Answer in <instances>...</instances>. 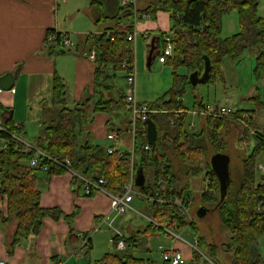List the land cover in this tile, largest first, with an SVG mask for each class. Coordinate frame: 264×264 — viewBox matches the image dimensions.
Masks as SVG:
<instances>
[{
    "label": "trees",
    "instance_id": "1",
    "mask_svg": "<svg viewBox=\"0 0 264 264\" xmlns=\"http://www.w3.org/2000/svg\"><path fill=\"white\" fill-rule=\"evenodd\" d=\"M91 5L100 8L102 22L112 24L105 31L88 38V42L96 49L98 66L95 71L94 94L85 100L71 103L65 82L56 74L51 104L47 101L41 103L43 114L36 146L49 156L60 160L69 159L72 169L82 176L94 180L105 178L107 191L111 194L122 193L142 168L145 184L137 186L135 199L147 202V196L163 195L164 203L147 202L152 212L151 218L167 227L176 225L179 228L194 229L199 241L198 248L210 244L201 235L195 219L186 217L174 201L183 199L189 190V183L183 180V172L194 176L202 173L210 181L201 195L202 206L207 207L209 212L218 211L230 232L229 241L222 248L232 253L231 264H264L259 246V240L264 235V175L259 176L257 172L258 158L264 155V131L256 129L250 135L255 137L254 147L241 159L239 166H233L231 154L226 151L228 142L224 135L228 133L231 124H240L238 119L244 112L235 111L230 118L200 115V130L196 132L188 126L189 114L181 101L186 87L194 86L196 78L199 84L223 81L225 60H235L246 50L255 54L254 72L261 79L264 73V16L259 14V0H158L156 4L140 10L145 13L162 10L170 14L175 50L174 55L165 62L174 69L173 85L159 100L148 104L152 109L149 119L157 127L156 144L146 150L145 146L149 143L147 131L138 124L133 166L130 158H120L117 154L109 153L101 144L94 143L91 133L86 129L95 113L105 111L112 121L118 114L125 118L130 116L124 124L131 130V110L127 95L125 89L116 83L119 73L124 72L122 77H127L128 70L122 68L123 62L134 58L132 42L128 39V31L132 26L118 23L119 20L131 18L133 8L122 6L121 0H91ZM235 10L239 13L240 31L225 37L223 18ZM53 32L49 30L48 34ZM50 42L52 52L65 49L61 33H57L55 40ZM208 61L209 72L207 78L203 79ZM180 68L186 72L179 73ZM114 91L118 93V99L114 97ZM195 103L197 109L205 106L197 98ZM257 104L258 107H264V96L263 100L260 95L257 96ZM177 111L182 112L172 123ZM24 137L13 122L0 126V194L8 202L7 215L0 212V225L5 230L6 247L10 255H13L23 239L35 237L41 232L46 218L59 220L64 216L70 224L71 236L74 234L75 214L64 215L58 207H43L38 185L37 173L43 171L44 166H47L44 172L48 177L65 173V168L47 159L38 168H31L29 161L34 153L24 150ZM219 152L231 157L228 190L223 200L219 179L210 162L212 155ZM147 168L153 170L152 182L147 181ZM75 178L83 185L80 177ZM102 219L97 217V224ZM147 222L145 229L133 235L114 233V250L107 252L95 264H168L163 257L161 263H158L147 244L153 235L164 234V230L149 219ZM12 225L15 227L10 230ZM143 237L146 239V248L143 247ZM120 240L125 243L122 250L118 248ZM87 243L86 254L92 247L91 238ZM211 246L216 254V246ZM143 248L148 250V257L138 255L144 251ZM211 261L199 250H194L189 264L215 263Z\"/></svg>",
    "mask_w": 264,
    "mask_h": 264
},
{
    "label": "crops",
    "instance_id": "2",
    "mask_svg": "<svg viewBox=\"0 0 264 264\" xmlns=\"http://www.w3.org/2000/svg\"><path fill=\"white\" fill-rule=\"evenodd\" d=\"M61 2L68 4L69 0H0V77L8 72H14L20 66L14 87L8 90L0 88V126L7 122H13L24 134V141L34 144H36L43 114L41 103L47 101L51 104L56 74L65 82L71 103L85 100L94 94L95 71L98 66L96 59L93 60L89 57L91 50L95 48L91 42H88V38L90 35L99 34L112 26V24L101 21L100 8L91 5V0H89L90 21L98 29L91 33H82L81 39L73 41L68 18L72 19L77 14L70 9H63ZM144 3L140 8L136 0L137 9L140 14L146 15L145 18L135 23L132 16L129 19L119 20L118 23L132 26L128 34L136 30L139 34H147L148 37L154 36L158 40L155 50H158L160 42H163L162 34L171 31L170 14L162 10H158L156 13L140 12L157 2L148 6H145ZM49 30H54V32L49 35ZM57 33L62 34L63 44L64 38L67 37L71 39L74 46L70 47L64 44L63 51L52 52L50 41L55 40ZM246 52L247 50L235 60L229 62L225 60L223 70L225 78L214 84L216 98H218L215 99L216 101H206L200 94L196 98L203 105H224L233 107L235 111H249L253 116L251 122L258 128L257 120L259 119L261 126L258 129L264 131V107L251 106L257 104V91L259 92L261 87L264 94V73L259 80L261 87L252 86L243 92L238 86L239 62ZM133 53L135 59V52ZM107 69L109 70V68ZM119 74L124 76L125 73ZM124 79L126 80V78ZM116 84L118 85V81ZM124 89L127 94L129 90L127 81ZM113 95L118 99L116 91L113 92ZM181 101L187 108L186 112L189 114L190 121L193 117L191 112L197 109L195 108L196 103L194 102V106L189 108L182 98ZM234 101H239L240 104L250 101V104L237 108L233 105ZM128 119L130 116L125 118L124 115L118 114L112 121L108 113L98 111L86 129L91 133L94 143L103 144L108 141L119 149L129 151L133 146V138L130 130L124 124ZM197 119L198 127L199 116ZM119 127L122 130L119 131L115 141L108 140L109 131ZM258 166L264 169L262 163H259ZM37 174L41 190V205L46 208L58 207L64 215L75 214L74 234L71 236L70 224L64 219V216L59 220L46 218L41 232L35 237L23 239L13 255H10L6 247V233L0 225V259L5 264H65L67 260V262L73 260L74 256L86 255L83 251L86 246L85 240L91 238L90 244L92 245V234L96 232L95 227L102 223L97 224L96 218L113 217L116 214L112 210L109 193L94 190L91 196H86L83 185L73 174L67 171L51 177H48L44 171H39ZM134 201L130 210L140 214L146 220L151 218L150 215L143 214L141 210L135 208ZM7 208V198L0 194V212H3L5 216ZM119 217L120 215L114 221L113 228L115 234L122 235V230L119 225H116ZM14 227L15 225H12L10 230H13ZM159 235L162 234L153 235L151 238H158ZM163 235L170 239L165 234ZM88 245L89 243H87ZM173 245L182 251L186 260L185 264H189L193 258L194 250L189 243L183 241L173 242L170 240L167 247L160 246L161 258L164 249ZM79 258L76 264L80 262Z\"/></svg>",
    "mask_w": 264,
    "mask_h": 264
},
{
    "label": "rangeland",
    "instance_id": "3",
    "mask_svg": "<svg viewBox=\"0 0 264 264\" xmlns=\"http://www.w3.org/2000/svg\"><path fill=\"white\" fill-rule=\"evenodd\" d=\"M89 0H69L68 4H62L63 9H70L72 12H76L77 14L74 18L69 19V25L71 30V38L73 41L79 40L82 38V33H91L97 30L98 28L92 24L90 21V13H89ZM138 6L141 8L143 3L145 6L150 5L152 3H156L158 0H137ZM143 2V3H142ZM95 8V7H94ZM96 11V8L94 9ZM94 11V12H95ZM259 14L264 16V0H259ZM73 15V14H72ZM240 31V20L238 11H232L229 14H226L223 18V35L225 37L231 36ZM154 36H149L148 38H144L141 34H139L137 40L134 42L135 47V60H136V73H137V98L138 101L142 103H154L159 98L164 96L173 85V71L172 66L168 64H161L159 62V50L164 48V42H160L158 50H155V59L152 62L151 67H148V58L151 51V45L153 42ZM231 59H226V62H229ZM256 65L255 54L247 51L242 60L239 62L238 67V86L241 90L246 91L252 86H260V81L255 75L254 69ZM224 70V66H223ZM186 70L184 68L179 69V73H185ZM118 79L119 87H126V80L120 75ZM225 78L224 72L223 77ZM236 87V85H235ZM262 90V91H261ZM202 95L206 101L214 102L216 101V86L214 84H198L197 86L192 87L188 85L186 87V91L182 96L184 103L192 108L194 106V102L198 95ZM257 95L261 97L263 100V89L257 91ZM219 96V92H218ZM245 102L244 104L239 101H234L233 105L237 108H240L241 105L250 104ZM252 107H258V104H252ZM250 113L249 111H245ZM198 119L196 118V121ZM258 128L261 126V122L258 119ZM237 122V121H236ZM256 128L253 122H249V127L245 124L241 123H233L229 128V131L226 135H224L225 139L228 142V146L226 148L227 153L231 154L232 157V165L239 166L241 164V159L246 157V154L254 147L255 137L251 134H254L258 129ZM246 129L249 130V134L246 133ZM200 127H196L194 131L199 132ZM259 130V129H258ZM106 149L112 145L111 143L103 142L101 144ZM212 151V149H211ZM264 155H260L257 161V172L258 175H264V169H258V164L262 163L264 165ZM147 173V181L152 182L153 180V170L151 168L146 169ZM183 172V180L189 183V190L185 192V197L187 200L191 201L188 203L190 214L193 219H195V223L200 230L201 235L208 242L206 247L199 246V252L204 256L212 260L211 262H215L214 264H231L232 253L224 250L223 244L229 241L230 232L223 224L220 214L218 211H208V214L205 217L198 216V209L202 206V192L206 190L209 186V177L205 178L201 173L200 175L194 176L191 173L184 174ZM205 178V179H204ZM192 202V203H191ZM133 206L141 210L143 214H147L152 216V212L150 209V205L147 202L141 201L139 199H135ZM148 222L147 220L141 216L140 214L127 209L122 215H120L118 222L116 225L120 227L122 233L125 235H133L137 230L145 229ZM134 227H138L137 229ZM179 232L183 233L184 239L188 242L192 243L194 236L196 235L194 229L192 228H180ZM115 231L113 227H109L107 223H105L101 230L92 234V247L88 254H86L87 249L84 247L83 251L86 255L81 254L79 257L74 256L73 260L70 262H65V264H76L77 259H81L77 264H95L96 261L101 259L107 252L114 250V245L112 243V238ZM171 239H167L163 234L159 235L158 238H150L147 242L149 245L148 248L151 249L153 258L161 263V253L160 246L167 247L170 244ZM260 249L264 257V235L260 238ZM143 247L145 246L146 239L143 237ZM216 246V254L214 253L213 246ZM141 251L138 255L143 257H148V250Z\"/></svg>",
    "mask_w": 264,
    "mask_h": 264
},
{
    "label": "built area",
    "instance_id": "4",
    "mask_svg": "<svg viewBox=\"0 0 264 264\" xmlns=\"http://www.w3.org/2000/svg\"><path fill=\"white\" fill-rule=\"evenodd\" d=\"M122 6H132L133 8V17H134V22H138L140 19L145 18L146 15H142L139 13L137 6H136V0H121ZM144 38H148L147 34H141ZM139 36V33L136 30H133L129 32L128 34V39L131 42H135ZM162 41L164 42V48L162 50H159V62L160 63H165L166 60L169 57H172L174 55V50L175 46L173 43V33L171 31L166 32L162 34ZM64 44L70 47L74 46V43L71 41V39L65 37L64 38ZM131 50L135 52V47L134 45L131 47ZM89 57L92 58L93 60L96 59V50L92 49ZM122 68L127 69V77L126 81L129 86V90L127 92V103L130 107L131 110V119H132V127H131V135L133 138V146L129 151H125L122 149H119L116 147L114 144L110 145L107 148V151L111 154H117L118 157L120 158H130L132 161V166L135 161V136H136V131H137V125L141 124L142 128L144 131H147V121L149 119V114L152 112V109L148 104L141 103L138 101L137 98V73H136V61L133 58V60H125L122 64ZM1 88V86H0ZM182 111H177L175 113V119L172 121V123H175L176 119L179 118L180 113ZM235 113V109L231 106H224V105H219V106H213L211 104L205 105L202 109H195L191 112L193 115L192 119L188 122V126L190 129L194 130L197 127V121L196 118L200 115H209L213 117H218V118H230L233 116ZM251 119V114L248 112H244L242 117L239 118L238 120L245 124L247 127H249V122ZM119 131L114 128L109 131L107 134V139L111 141H115V139L118 137ZM25 144L24 150L29 153H34L33 157L29 161V166L31 168H38L41 163L44 160H49L53 162L56 165H60L61 167L65 168V170L74 176L80 177L83 180V191L86 196H91L94 190L97 191H102V192H107V180L103 177H100L97 180H94L92 178H88L85 176H82L75 172L72 167H71V161L69 159H64L60 160L56 157L49 156L45 152H43L41 149H39L36 144L27 142L22 140ZM152 145L148 143L145 148L146 150H150ZM258 169H262L261 166H258ZM43 171H47V166H44L42 168ZM135 177H132L131 182L125 187L124 191L120 194H111V207L112 210L116 212L115 216H107L103 218L102 223L98 224L95 227V231L98 232L102 228L103 223H108L109 227H113V223L116 220V218L123 214L127 209L131 208V204L135 199V196L137 194V185L135 184ZM147 202L149 204H152L154 202L158 203H164L165 199L163 195H159L157 197L155 196H147ZM190 200H187L186 197L183 199H176L174 203L177 205L178 209L188 218L191 219V214H190V209H189V203ZM151 222H153L157 227H160L164 230V234L170 238L173 242L176 241H183L186 243H189L193 250H198V238L197 236H194L193 242L190 243L183 237V233L179 232L181 230L178 226H164L160 224L159 222L153 220L152 218H148ZM115 230V229H114ZM120 234V233H118ZM121 235V234H120ZM87 239L85 240V244H87ZM118 248L120 250L125 248V243L123 240H120L118 242ZM162 257L163 259L168 263V264H185L186 260L184 258V255L182 251L178 250L175 248L173 245L172 247H168L164 249L162 252ZM0 264H5L3 260L0 259Z\"/></svg>",
    "mask_w": 264,
    "mask_h": 264
},
{
    "label": "water",
    "instance_id": "5",
    "mask_svg": "<svg viewBox=\"0 0 264 264\" xmlns=\"http://www.w3.org/2000/svg\"><path fill=\"white\" fill-rule=\"evenodd\" d=\"M156 38L153 39L152 45H151V51L148 58V67H151L153 60L155 59V49L156 47ZM159 53V51H158ZM20 70V66L14 71V72H8L5 75L0 77V86L2 89L8 90L14 87V83L18 77ZM209 72V61L207 64V69L204 74L203 79L207 78ZM194 86L198 85L199 82L197 81V78L193 81ZM147 137L148 142L151 145L156 144L157 140V127L156 124L152 119H148L147 121ZM211 166L214 172L216 173L219 182H220V191H221V200H223L227 194L228 190V184L230 179V163H231V157L227 153H216L213 154L211 157ZM135 184L137 186H143L145 184V175L142 168H140L137 172V176L135 179ZM208 208L205 206H200L198 209V216L199 217H205L208 214Z\"/></svg>",
    "mask_w": 264,
    "mask_h": 264
}]
</instances>
